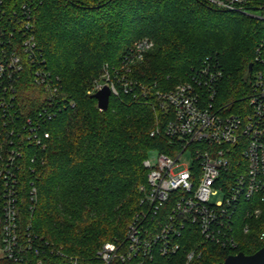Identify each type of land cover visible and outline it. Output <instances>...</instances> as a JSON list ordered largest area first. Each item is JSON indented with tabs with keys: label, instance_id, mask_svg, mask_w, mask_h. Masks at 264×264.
<instances>
[{
	"label": "trees",
	"instance_id": "16d2710c",
	"mask_svg": "<svg viewBox=\"0 0 264 264\" xmlns=\"http://www.w3.org/2000/svg\"><path fill=\"white\" fill-rule=\"evenodd\" d=\"M25 1L6 0L9 8ZM248 7L250 13L221 9L207 0H37V42L74 106L46 123L51 135L45 148L28 150L35 160L23 175L19 222L22 238L34 247L25 246L22 264H68L67 256L78 257L80 264H99L95 254L103 243L125 237L139 209L140 186L147 182L144 159L153 151H170L165 136L150 134L171 118L160 108L157 90L173 89L211 60L223 73L219 102L245 105L260 68L256 47L264 39V0H250ZM143 37L154 47L127 72L126 55ZM106 64L112 74L125 73L133 86L112 94L109 107L100 110L88 91ZM23 83L18 108L27 113L37 90ZM261 207L258 218L238 214L236 248L206 243L188 264H217L230 254L262 248L264 201ZM245 224L250 225L247 233ZM194 244L187 239L178 254L157 255L144 264H184ZM9 262L0 257V264ZM112 264L137 263L116 259Z\"/></svg>",
	"mask_w": 264,
	"mask_h": 264
},
{
	"label": "built area",
	"instance_id": "2783aa9c",
	"mask_svg": "<svg viewBox=\"0 0 264 264\" xmlns=\"http://www.w3.org/2000/svg\"><path fill=\"white\" fill-rule=\"evenodd\" d=\"M207 2L250 13V0ZM36 5L37 0H27L9 8L6 0H0V257L8 258V264H22L25 246L34 247L22 238L19 222L23 175L35 160L28 150L45 148L51 135L46 123L67 105L74 106L62 93L61 78L48 68L37 42ZM153 47L148 37L138 39L123 68L130 71V65ZM256 60L260 68L254 72L245 105L239 108H233L231 101L219 102L223 73L211 60L173 89L156 91L160 108L171 118L150 134L165 136L170 151L159 152L155 162L150 156L144 159L147 182L140 186L139 209L125 237L107 241L97 251L99 264L116 259L144 264L157 255L170 258L184 249L187 239L197 246L186 250V264L201 255L198 246L206 243L238 246V214L244 211L247 219L257 217L264 201V39L256 47ZM24 80L37 90L35 106L27 113L18 108ZM104 85L110 86L111 95H118L121 89L132 91L133 81L120 71L112 74L106 64L88 93ZM215 189L223 190L224 196L211 203ZM36 192L31 182L34 201ZM249 228L245 224L244 232ZM67 257L68 264H80L78 257Z\"/></svg>",
	"mask_w": 264,
	"mask_h": 264
},
{
	"label": "water",
	"instance_id": "95a60500",
	"mask_svg": "<svg viewBox=\"0 0 264 264\" xmlns=\"http://www.w3.org/2000/svg\"><path fill=\"white\" fill-rule=\"evenodd\" d=\"M253 69V62L249 64V71ZM111 88L104 85L102 88L92 94L96 98L97 106L101 110H106L109 107ZM217 264H264V246L252 254H246L244 251H239L236 254L228 255L225 260Z\"/></svg>",
	"mask_w": 264,
	"mask_h": 264
},
{
	"label": "rangeland",
	"instance_id": "374dc122",
	"mask_svg": "<svg viewBox=\"0 0 264 264\" xmlns=\"http://www.w3.org/2000/svg\"><path fill=\"white\" fill-rule=\"evenodd\" d=\"M253 14V16H255V17H258V18H263L260 14H258V13H255V12H253L252 13ZM101 76H102V74H101ZM98 80V79H97ZM158 154H159V151H153V152H151V154H150V157H151V159L153 160V162H155V160H156V158H157V156H158ZM187 159H188V157L187 158H183V161H187ZM216 191H215V193L211 196V198H210V202L211 203H216V202H218V201H220L221 199H223V196H224V192H223V190H221V189H215ZM262 210H263V208L261 207V214H262ZM260 214V215H261ZM259 215V216H260ZM254 218H258V216L257 217H254ZM238 235H239V233H238ZM105 242H107V241H105ZM104 242V243H105ZM197 242V241H196ZM103 243V244H104ZM103 246V245H102ZM101 246V247H102ZM194 246H195V244H194ZM100 247V248H101ZM193 247V246H192ZM192 247H190V248H192ZM99 248V249H100ZM189 248V249H190ZM98 249V250H99ZM97 250V251H98ZM188 250V249H187ZM97 253V252H96ZM95 256H96V254H95ZM96 259V258H95ZM94 264V263H93ZM184 264H186V263H184Z\"/></svg>",
	"mask_w": 264,
	"mask_h": 264
}]
</instances>
